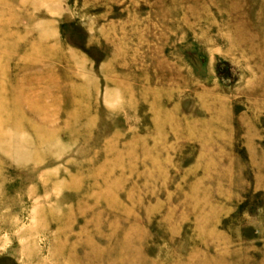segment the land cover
I'll use <instances>...</instances> for the list:
<instances>
[{
	"label": "rangeland",
	"instance_id": "374dc122",
	"mask_svg": "<svg viewBox=\"0 0 264 264\" xmlns=\"http://www.w3.org/2000/svg\"><path fill=\"white\" fill-rule=\"evenodd\" d=\"M0 97V264H264V0H0Z\"/></svg>",
	"mask_w": 264,
	"mask_h": 264
},
{
	"label": "bare ground",
	"instance_id": "6f19581e",
	"mask_svg": "<svg viewBox=\"0 0 264 264\" xmlns=\"http://www.w3.org/2000/svg\"><path fill=\"white\" fill-rule=\"evenodd\" d=\"M22 90V89H21ZM4 94V93H3ZM1 98V97H0ZM5 99V98H4ZM11 102V101H10ZM1 105V104H0ZM16 108V107H15Z\"/></svg>",
	"mask_w": 264,
	"mask_h": 264
}]
</instances>
